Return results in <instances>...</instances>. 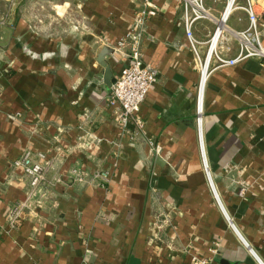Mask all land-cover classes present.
<instances>
[{
	"label": "crops",
	"instance_id": "1",
	"mask_svg": "<svg viewBox=\"0 0 264 264\" xmlns=\"http://www.w3.org/2000/svg\"><path fill=\"white\" fill-rule=\"evenodd\" d=\"M251 1L264 43V0ZM224 2L204 0L202 54ZM139 3L0 0V264H264V63L212 62L198 133L181 4L155 0L140 50L157 81L142 126L122 131L109 96ZM244 5L225 30L248 27ZM228 31L223 58L238 53ZM25 152L45 168L30 200Z\"/></svg>",
	"mask_w": 264,
	"mask_h": 264
},
{
	"label": "built area",
	"instance_id": "2",
	"mask_svg": "<svg viewBox=\"0 0 264 264\" xmlns=\"http://www.w3.org/2000/svg\"><path fill=\"white\" fill-rule=\"evenodd\" d=\"M181 4L182 27L185 38L192 50L195 63L200 71L199 82L196 88V114L197 131L201 130V115L203 109V97L205 83L211 70L212 62H216V68L233 66L248 58H259L264 63V43L260 38L258 16L255 13L251 0H245L241 9L248 18V27L242 32L222 30L214 40L216 30L224 14L229 1H231L230 12L236 6V0H226L224 10L219 21H216L215 29L210 39L204 44L207 45L203 59L197 52L199 43L193 36V27L200 21H214L212 13L205 6L204 0H175ZM158 12L155 0H140L139 7L135 12L130 32L126 38L128 61L121 67V70L110 89L109 103L115 108V121L117 126L125 131L128 125L141 127L142 122L137 116L140 105L144 102L149 90L156 83L157 77L149 66L145 65L140 50V43L146 23ZM229 12V14H230ZM227 15V18L229 16ZM226 18V20H227ZM226 22V21H225ZM230 33L238 42V53L233 58H223L218 52V45L224 36V32ZM157 147L155 152L157 153ZM16 165L23 169L28 180V199L40 192L41 184L44 181V166L36 161L29 152H25ZM206 170V167H205ZM207 172V171H206ZM101 178H107V174H101ZM78 180H80L78 178ZM38 204L39 201L37 200ZM192 264H212L209 258L195 257Z\"/></svg>",
	"mask_w": 264,
	"mask_h": 264
},
{
	"label": "bare ground",
	"instance_id": "3",
	"mask_svg": "<svg viewBox=\"0 0 264 264\" xmlns=\"http://www.w3.org/2000/svg\"><path fill=\"white\" fill-rule=\"evenodd\" d=\"M230 6H231V1H229L228 2V4H227V7H226V9H225V11H224V14H223V16H222V19H221V22H222V24L220 25V26H218V28H217V30H216V34H215V37H214V40L217 38V36L219 35V33L222 31V30H225V28H224V22H225V20H226V18H227V15L229 14V12H230ZM225 18V20H223Z\"/></svg>",
	"mask_w": 264,
	"mask_h": 264
},
{
	"label": "rangeland",
	"instance_id": "4",
	"mask_svg": "<svg viewBox=\"0 0 264 264\" xmlns=\"http://www.w3.org/2000/svg\"><path fill=\"white\" fill-rule=\"evenodd\" d=\"M225 4H226V0H225V2H224V7H225ZM223 10H224V9H223ZM222 12H223V11H222ZM223 20H225V18H224ZM214 29H215V27H214ZM214 29H213V31H214ZM212 34H213V32H212ZM212 34H211V35H212ZM210 37H211V36H210ZM210 37H208L205 41H208V40L210 39ZM203 45H204V52H203V54L200 53V51L198 50V46H197V52H198V54H199V56H200L201 59L204 58L205 53H206V49H207V45H205V44H203Z\"/></svg>",
	"mask_w": 264,
	"mask_h": 264
},
{
	"label": "water",
	"instance_id": "5",
	"mask_svg": "<svg viewBox=\"0 0 264 264\" xmlns=\"http://www.w3.org/2000/svg\"><path fill=\"white\" fill-rule=\"evenodd\" d=\"M105 81H106V84H108V85L111 83V80H110V72H109V69L108 68H106ZM157 160H158V162H161L160 158H158Z\"/></svg>",
	"mask_w": 264,
	"mask_h": 264
}]
</instances>
